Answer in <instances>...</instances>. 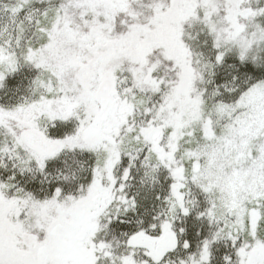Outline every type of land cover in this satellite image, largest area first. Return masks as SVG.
Here are the masks:
<instances>
[{"label": "snow or ice", "instance_id": "snow-or-ice-1", "mask_svg": "<svg viewBox=\"0 0 264 264\" xmlns=\"http://www.w3.org/2000/svg\"><path fill=\"white\" fill-rule=\"evenodd\" d=\"M0 264H264V0H0Z\"/></svg>", "mask_w": 264, "mask_h": 264}]
</instances>
